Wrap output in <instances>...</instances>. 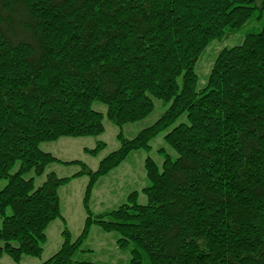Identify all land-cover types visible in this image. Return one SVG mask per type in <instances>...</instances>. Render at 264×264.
<instances>
[{
  "label": "trees",
  "instance_id": "16d2710c",
  "mask_svg": "<svg viewBox=\"0 0 264 264\" xmlns=\"http://www.w3.org/2000/svg\"><path fill=\"white\" fill-rule=\"evenodd\" d=\"M242 31L209 59L198 88L206 49ZM154 100L161 116L124 137ZM104 116L119 147L95 170L39 148L99 136ZM161 134L176 157L159 149L161 164L144 160L145 203L132 191L92 213L97 181ZM53 163L80 170L48 172L36 187ZM80 176L83 228L72 240L64 225L60 248L41 264H101L76 259L92 226L119 236L127 264H264V0H0V258L41 256L49 223L64 222L58 190Z\"/></svg>",
  "mask_w": 264,
  "mask_h": 264
},
{
  "label": "rangeland",
  "instance_id": "374dc122",
  "mask_svg": "<svg viewBox=\"0 0 264 264\" xmlns=\"http://www.w3.org/2000/svg\"><path fill=\"white\" fill-rule=\"evenodd\" d=\"M259 25L253 31H258ZM244 31L232 36L229 40L214 42L206 49L203 59L197 64L196 70L199 74L198 88L201 87L206 79L210 61L218 50L223 46L231 47L240 43ZM92 108L105 113V106L95 102ZM164 108L161 103L154 100L153 112L144 120L127 124L122 128L124 137L133 138L138 131L153 124L163 113ZM185 122L184 116L180 117L173 126ZM104 131L95 137H62L56 141L45 142L39 145V148L52 154L56 158L70 162H83L90 170H95L98 162L110 152L119 147L116 138L119 129L114 126L105 116L103 118ZM98 142H103L105 146L93 156L86 152L87 149L95 148ZM151 150L135 151L130 153L128 158L122 162L117 168L113 169L108 175L101 177L93 186L89 201V208L94 214L103 211L112 210L126 202L127 195L132 191L139 193L138 203L144 204L145 197L141 193V189L147 186L148 182L145 178L144 160L147 157L152 158L158 165L161 164L162 157L159 149H164L173 159L175 153L165 144L162 134L157 136L150 142ZM80 170V166L76 164H59L53 163L46 167L41 176H34V185L40 186L44 181L45 174L53 171L58 178L72 176ZM33 176L29 174L26 178ZM87 177L80 176L71 179L62 185L58 190L60 201V213L64 222L60 218H56L49 223L45 230L46 240L42 245V254L39 258L23 256L19 264H41L55 254L61 246L64 225L70 233L71 239L74 240L80 234L84 220L86 217L82 197L84 195ZM5 180L0 181V190L5 185ZM9 213V211H8ZM119 236L116 233H104L96 226H92L86 240L81 248L84 252H79L76 259L84 261H94L101 264H127L130 260L128 249H120L117 246ZM1 264H15L8 256L3 255L0 258Z\"/></svg>",
  "mask_w": 264,
  "mask_h": 264
}]
</instances>
